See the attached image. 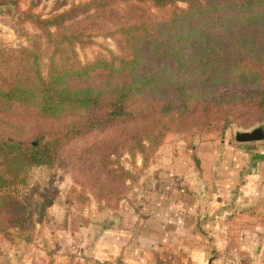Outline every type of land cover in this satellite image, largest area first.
I'll return each instance as SVG.
<instances>
[{"label": "trees", "instance_id": "1", "mask_svg": "<svg viewBox=\"0 0 264 264\" xmlns=\"http://www.w3.org/2000/svg\"><path fill=\"white\" fill-rule=\"evenodd\" d=\"M21 1L0 0V9ZM25 20L38 30L27 45L0 41V234L31 241L33 212L17 189L74 138L107 134L96 163L124 185L131 172L118 156L139 153L146 165L187 117L197 131L224 132L239 111L264 116V0H87L49 17L29 10ZM97 36L117 51L83 62L76 48ZM24 109L49 129L31 139L7 131Z\"/></svg>", "mask_w": 264, "mask_h": 264}, {"label": "rangeland", "instance_id": "2", "mask_svg": "<svg viewBox=\"0 0 264 264\" xmlns=\"http://www.w3.org/2000/svg\"><path fill=\"white\" fill-rule=\"evenodd\" d=\"M84 1L87 0H22L19 9L14 6L3 7L0 9V41L13 47L28 44L29 34L38 31L31 21L25 20V12L29 10L43 17H49L70 8L73 4ZM179 5L184 8L188 7V3L184 2ZM109 49L117 51L116 42L104 36L95 37L93 45L76 48L83 62L94 60L100 54H106ZM10 118L13 121L12 129H7V131H12V134L23 139H31L35 134L49 129L51 125L49 120L42 119L27 109L15 113L14 117ZM195 123L196 121L192 122V118L189 119V117L183 120V130L168 133L163 143L150 154L146 165L139 153L134 156L129 153L118 156L121 164L131 172L132 178L126 179L124 185L115 183L116 181L111 176L103 172L101 165L96 163L98 155L101 159L104 154L102 146L108 139L107 134L97 137L93 134L70 140L61 148L54 166L46 174L39 180L38 177H34L30 187L20 186L17 189L18 194L25 197L28 211L33 212L35 230L31 241L26 242L21 239L18 232L2 234L32 245L42 243L54 231L57 237L61 230L69 229L72 230V235L78 238L76 232L81 226H91L90 231L113 229L118 223L113 218V213L123 217L121 212L125 210V206L129 205H132L135 211H139L142 177L165 145L169 146L168 150L172 156L181 155L190 158L200 170L206 161L207 163L212 161L210 155L215 151L214 161L219 164L223 163L218 177L226 181L237 177L246 178L253 173L264 178V140L238 142L235 138L237 131L251 130L264 124L262 114L248 110L239 111L231 117L224 132L221 131V126L206 127L202 131H197L194 127ZM93 143L97 149L93 153H87L86 151ZM116 158L112 155L110 157L112 160ZM241 164L244 167L247 166V169L242 170ZM172 177L180 176L173 175ZM33 188L36 191L33 192ZM118 211L121 212L118 214ZM261 212L256 205L244 207L238 211L236 215L238 219L233 218V221L235 225L253 228V224L264 221V214ZM254 220L258 221L254 222ZM45 235L48 236L45 237ZM79 240L80 238H78V243ZM55 243L59 244V241L55 240ZM88 258L96 260L90 255L84 259L73 257L70 258L69 264H83ZM103 262L114 264V260L111 259H105Z\"/></svg>", "mask_w": 264, "mask_h": 264}, {"label": "crops", "instance_id": "3", "mask_svg": "<svg viewBox=\"0 0 264 264\" xmlns=\"http://www.w3.org/2000/svg\"><path fill=\"white\" fill-rule=\"evenodd\" d=\"M168 149H161L142 177L139 211L129 205L118 211L123 217L113 213V229L81 226L79 243L69 229L32 245L0 234V264H69L70 258L89 255L114 264H225L234 246L245 264H264V221L254 220L253 228L233 221L248 206L264 214V178L253 173L226 181L218 177L223 163L214 161L215 151L200 170Z\"/></svg>", "mask_w": 264, "mask_h": 264}, {"label": "water", "instance_id": "4", "mask_svg": "<svg viewBox=\"0 0 264 264\" xmlns=\"http://www.w3.org/2000/svg\"><path fill=\"white\" fill-rule=\"evenodd\" d=\"M235 138L238 142H254L264 140V124L256 126L251 130L237 131Z\"/></svg>", "mask_w": 264, "mask_h": 264}, {"label": "built area", "instance_id": "5", "mask_svg": "<svg viewBox=\"0 0 264 264\" xmlns=\"http://www.w3.org/2000/svg\"><path fill=\"white\" fill-rule=\"evenodd\" d=\"M225 264H245V257L238 248H229L225 257Z\"/></svg>", "mask_w": 264, "mask_h": 264}]
</instances>
